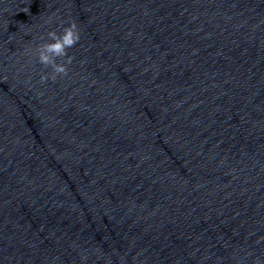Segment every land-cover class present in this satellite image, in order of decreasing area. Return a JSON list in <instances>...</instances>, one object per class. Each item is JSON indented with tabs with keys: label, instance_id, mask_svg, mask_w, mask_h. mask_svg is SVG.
Masks as SVG:
<instances>
[{
	"label": "water",
	"instance_id": "water-1",
	"mask_svg": "<svg viewBox=\"0 0 264 264\" xmlns=\"http://www.w3.org/2000/svg\"><path fill=\"white\" fill-rule=\"evenodd\" d=\"M0 264H264V0H0Z\"/></svg>",
	"mask_w": 264,
	"mask_h": 264
},
{
	"label": "clouds",
	"instance_id": "clouds-1",
	"mask_svg": "<svg viewBox=\"0 0 264 264\" xmlns=\"http://www.w3.org/2000/svg\"><path fill=\"white\" fill-rule=\"evenodd\" d=\"M73 43V32L71 29L66 30L62 37H57L55 34H52L51 43L46 45L41 52V60L47 62L49 55H59L65 46H71Z\"/></svg>",
	"mask_w": 264,
	"mask_h": 264
}]
</instances>
